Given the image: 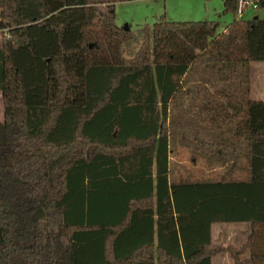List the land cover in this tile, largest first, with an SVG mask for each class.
<instances>
[{
  "label": "trees",
  "instance_id": "1",
  "mask_svg": "<svg viewBox=\"0 0 264 264\" xmlns=\"http://www.w3.org/2000/svg\"><path fill=\"white\" fill-rule=\"evenodd\" d=\"M118 1L0 0V264H264V17L223 0L222 31L132 30ZM176 137L248 178L171 181ZM243 221L245 244L213 246L212 224Z\"/></svg>",
  "mask_w": 264,
  "mask_h": 264
},
{
  "label": "rangeland",
  "instance_id": "2",
  "mask_svg": "<svg viewBox=\"0 0 264 264\" xmlns=\"http://www.w3.org/2000/svg\"><path fill=\"white\" fill-rule=\"evenodd\" d=\"M102 6H100V9ZM164 14L169 20L177 21H198V20H216L219 21V31L229 23L233 14L230 12L223 13V0H125L115 3V22L118 26L124 28L130 27L136 30L143 25H152L156 16ZM264 17V7L257 9H247L242 14L244 19L253 16ZM0 32V45H1ZM139 44L130 43L123 48V56L128 58L138 49ZM255 66H264V62H257ZM264 69V67H262ZM261 67L251 69L252 85L258 88H264V70ZM251 81V80H250ZM251 86V82H250ZM211 89H214L210 86ZM177 116L178 112H174ZM3 120V109L0 94V122ZM202 133L205 138H210L209 124L202 126ZM245 158L239 161V165L245 164ZM216 163L210 158V155L202 151L197 153L192 146L186 142H180L176 137L175 142L171 144L170 152V180L171 181H194L204 179L236 178V174L224 176V170L229 167ZM239 167V166H237ZM238 178V177H237ZM215 241L220 240L221 233L225 230L221 227L214 229Z\"/></svg>",
  "mask_w": 264,
  "mask_h": 264
},
{
  "label": "crops",
  "instance_id": "3",
  "mask_svg": "<svg viewBox=\"0 0 264 264\" xmlns=\"http://www.w3.org/2000/svg\"><path fill=\"white\" fill-rule=\"evenodd\" d=\"M157 1V0H153ZM256 63L251 64V69L253 70L255 67H262L264 66H255ZM264 70V69H263ZM250 93L254 99L264 100V88H258L252 85V78H251V86H250ZM246 160V159H245ZM241 161V160H240ZM237 176L236 178L240 179H247V161L242 166H236L233 171ZM233 173V174H234ZM156 218V214L154 216ZM216 228H223L225 230L224 233H221L220 240L216 241V246H221L222 248L226 249L228 246L239 248L247 241L250 235V223L249 222H236V223H215L211 225V236H212V244L215 241V234L214 229ZM214 245V244H213ZM248 255V251H243L242 254L239 256L240 259L245 258ZM212 264H235L233 258L230 256L228 251H224L212 259Z\"/></svg>",
  "mask_w": 264,
  "mask_h": 264
},
{
  "label": "built area",
  "instance_id": "4",
  "mask_svg": "<svg viewBox=\"0 0 264 264\" xmlns=\"http://www.w3.org/2000/svg\"><path fill=\"white\" fill-rule=\"evenodd\" d=\"M262 0H237L236 16L242 17V14L247 9H257Z\"/></svg>",
  "mask_w": 264,
  "mask_h": 264
}]
</instances>
